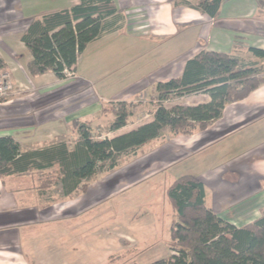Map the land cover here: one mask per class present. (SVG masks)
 Returning <instances> with one entry per match:
<instances>
[{
  "label": "crops",
  "instance_id": "1",
  "mask_svg": "<svg viewBox=\"0 0 264 264\" xmlns=\"http://www.w3.org/2000/svg\"><path fill=\"white\" fill-rule=\"evenodd\" d=\"M80 1L0 0V63L10 72L15 89L0 102V137H13L23 150L65 141L63 138L74 130L76 122H100L104 108L111 102L130 103L156 96V85L180 77L187 61L201 51L238 54L249 48L264 49V0H222L215 17L203 9L207 0H114L123 14L118 21L120 28L90 42L78 56L73 72L63 79L53 71L31 75L27 66L33 56L21 38L30 22ZM108 38H116L122 50L133 48L138 52L137 61L125 63L133 69L131 79H108L101 69L108 62L91 59L97 44ZM119 56L122 57L115 59ZM148 87L151 94L140 97ZM202 95L203 101L187 105L210 101L208 94ZM154 111L147 122L153 120ZM106 119L112 123L114 116ZM130 124L129 121L108 137L141 125ZM77 133L80 137L78 129ZM163 136L140 147L144 152L148 146H156V161L152 163L158 171L154 177L163 174L174 180L195 176L205 186L208 206L238 228L263 215L264 83L244 98L226 104L221 117L205 128L188 134L169 131L166 138ZM31 176L2 178L16 183V178L25 181ZM26 187L0 186V213L17 209L20 200L14 191ZM22 230L13 235V247L8 242L9 235L0 233V264H7L2 260L36 263L35 243L43 239H34L25 228Z\"/></svg>",
  "mask_w": 264,
  "mask_h": 264
},
{
  "label": "trees",
  "instance_id": "2",
  "mask_svg": "<svg viewBox=\"0 0 264 264\" xmlns=\"http://www.w3.org/2000/svg\"><path fill=\"white\" fill-rule=\"evenodd\" d=\"M221 3L207 0L203 9L215 17ZM121 16L114 0H81L70 8L33 19L21 37L33 56L28 72L38 75L53 71L58 78H65L74 71L78 56L90 42L120 28ZM248 52L249 60L238 54L201 51L187 61L180 77L156 85L158 104L152 121L112 138L96 139L87 124L79 122L75 127L80 137L73 147L61 141L23 150L13 137H0V177L34 172L44 175L57 166V182L66 196L84 190L83 181L97 173L100 163L110 162L109 169L113 170L119 155L161 137L166 130L188 134L205 128L221 117L226 104L244 98L264 83V49L249 48ZM198 93L208 94L210 101L171 108L163 103L173 94ZM129 108L125 101L113 105L111 132L128 124ZM41 182L40 189L48 188L51 181L48 176ZM166 196L173 213L168 241L172 253L147 264H264V213L240 228L230 224L208 206L205 186L193 175L171 180Z\"/></svg>",
  "mask_w": 264,
  "mask_h": 264
},
{
  "label": "rangeland",
  "instance_id": "3",
  "mask_svg": "<svg viewBox=\"0 0 264 264\" xmlns=\"http://www.w3.org/2000/svg\"><path fill=\"white\" fill-rule=\"evenodd\" d=\"M97 45L92 56V51L87 53V61H90V56L97 61H107L108 64L101 69L109 75L108 79L132 78L133 69L125 63L137 61V51L133 52V48L120 49L116 38H108ZM118 55L122 57L115 59ZM238 55L246 60L251 59V55L242 50ZM2 68L1 71H8ZM261 71L264 72V66ZM151 92L152 89L148 87L140 97L148 96ZM202 94L206 93L173 94L163 103L168 108L195 104L204 100ZM157 100L156 94L143 101L138 98L130 102V126L150 120ZM116 102L106 105L100 122L87 125L94 138L113 135L109 130L111 122L106 118L113 115ZM77 128L70 130L72 132L63 138L70 147L79 139ZM169 131L166 130L163 139ZM154 148L148 146L144 152L137 148L119 155L113 170L109 169L110 162L100 163L97 173L83 181L86 188L70 196L64 194L57 182V166L47 169L44 175L34 172L25 181L16 178V183H9L0 177V186H27L26 189H14L20 200L17 209H6L0 213L1 235H9L11 247L14 244L13 235L23 233V228L34 239H43L36 242L34 247L37 264H147L168 257L172 253L168 241L173 213L166 187L171 178L163 174L153 176L158 171V167L152 163L156 161ZM45 176H49L50 185L40 189L41 181L47 178ZM22 224L29 226L23 227ZM2 262L13 264L8 260Z\"/></svg>",
  "mask_w": 264,
  "mask_h": 264
},
{
  "label": "built area",
  "instance_id": "4",
  "mask_svg": "<svg viewBox=\"0 0 264 264\" xmlns=\"http://www.w3.org/2000/svg\"><path fill=\"white\" fill-rule=\"evenodd\" d=\"M14 91V83L10 72L0 70V101L10 97Z\"/></svg>",
  "mask_w": 264,
  "mask_h": 264
}]
</instances>
